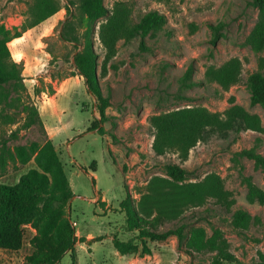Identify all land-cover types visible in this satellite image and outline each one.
<instances>
[{
	"label": "rangeland",
	"instance_id": "374dc122",
	"mask_svg": "<svg viewBox=\"0 0 264 264\" xmlns=\"http://www.w3.org/2000/svg\"><path fill=\"white\" fill-rule=\"evenodd\" d=\"M35 1L0 0V33L23 37L29 31L23 33V25L31 20ZM59 1L62 16L52 31H34L9 43L13 60L21 59L24 84L16 89L0 87V141L7 160L3 167L0 157V186L18 185L31 169L42 172L37 157L52 143L74 193L65 216L77 232L76 264H210L215 253L190 255L185 248L187 237L182 242L176 235L146 239L151 254L144 252L138 232L127 227L121 203L130 195L137 205L151 179L169 178L168 163L188 169L191 183L216 174L236 201L231 212L210 200L159 231L183 223L188 225L185 232L201 227L207 236L221 229L227 238L225 251L234 264H257L259 254L264 255V202L247 200V186L233 157L253 147L264 156V131L207 130L184 157L174 150L155 151L152 124L161 114L193 107L224 117L236 104L259 117L264 129V106L252 104L247 86L251 73L264 74V51L256 53L247 43L258 17L255 0H104L109 14L91 24L81 0ZM119 2L131 9L135 22L150 11H159L167 17L166 29L145 38L121 39L110 55L100 29ZM63 32L77 37L79 44L65 42ZM87 39L96 56L102 104L88 92L75 66L74 56ZM17 44L23 47L20 55L15 51ZM233 60L240 62V80L224 88L212 73ZM7 91L11 95L6 101ZM32 109L38 110L39 117ZM241 163L244 175L264 190V173L252 160ZM238 209L260 223L253 222L242 234L235 231L231 221ZM36 234L33 226H26L23 248L19 252L0 249V264H26ZM114 239L134 240L139 250L121 255ZM58 264H72L71 253Z\"/></svg>",
	"mask_w": 264,
	"mask_h": 264
},
{
	"label": "trees",
	"instance_id": "16d2710c",
	"mask_svg": "<svg viewBox=\"0 0 264 264\" xmlns=\"http://www.w3.org/2000/svg\"><path fill=\"white\" fill-rule=\"evenodd\" d=\"M81 2L89 24L109 14L104 0ZM255 3L258 6V17L247 43L256 53H260L264 51V0H255ZM60 10L59 0H36L31 20L23 25V33L37 27ZM166 26L167 17L156 10L146 13L135 22L131 9L119 2L116 3L108 21L101 26L100 36L109 54L112 55L119 40L145 38L164 31ZM61 35L65 42L79 44L78 38L71 37L70 33L63 32ZM20 37L22 34L11 37L0 33V87L10 89L23 87V69L13 60L9 48V43ZM74 60L79 75L85 79L88 92L102 104L104 100L92 41L87 39L83 50L74 56ZM240 72V62L233 60L223 68L213 71L212 76L224 88H229L239 82ZM247 86L252 95V104L264 106L262 71L251 73ZM10 95L8 91L4 93L6 101ZM31 112L39 117L37 109H32ZM99 112L104 114L102 107ZM152 124L156 130L155 151L164 154L167 150H174L184 157L202 139L207 130H235L238 133L246 130L261 133L264 131L259 117L249 114L245 108L236 104L229 107L224 117L205 107H193L161 114L153 119ZM0 149L2 166L5 167L6 150L1 141ZM243 159L252 160L255 167L264 173V156L258 152V147H253L237 152L233 157L247 186V200L251 203L264 202V190L250 177L244 175L245 168L241 163ZM37 162L42 172L31 169L21 177L18 185L0 186V249L19 252L24 246L25 227L31 225L37 230V234L30 241L32 253L27 256L26 264H58L67 253H71L72 264H76L77 232L72 220L65 216L74 193L65 169L55 157L52 143H47L40 151ZM165 166L169 178L151 179L147 192L142 195L137 205L130 195L121 203L129 231L138 232L137 240L143 244V250L147 254H151V250L146 247V239L159 241L176 235L180 242L187 237L185 248L190 255L215 253L210 264H234L235 261L225 251L227 238L221 229H216L211 236H207L201 227H193L185 232L188 225L183 223L176 228L159 231L160 227L168 222L182 221L188 210L206 206L210 200H214L228 212L236 205L233 194L226 190L220 176L210 174L200 182L191 183L187 182L191 178L188 169L173 163ZM49 173L52 175L51 178ZM253 222L260 223V219L253 218L245 210L238 209L232 215L231 224L234 230L241 234L249 230ZM256 242L260 240L256 239ZM113 243L121 255L133 254L139 250L134 240L114 239ZM257 264H264V255L261 253Z\"/></svg>",
	"mask_w": 264,
	"mask_h": 264
},
{
	"label": "crops",
	"instance_id": "0c3cea01",
	"mask_svg": "<svg viewBox=\"0 0 264 264\" xmlns=\"http://www.w3.org/2000/svg\"><path fill=\"white\" fill-rule=\"evenodd\" d=\"M61 14H62L61 12H58L54 16L50 17L48 20H46L43 23H41L40 25H38L37 27L30 29L28 32L25 33V35L22 38H19L18 40H22V39L26 38L28 35H30L34 31L35 32L38 31L39 33L48 34L50 31H52L54 29L56 23L61 20V16H62ZM43 38L44 37H41L40 41ZM22 50H23V47L20 44H17V46L15 47L16 53L18 55H20L22 53ZM15 60H16V62H21V59H19V58L15 59Z\"/></svg>",
	"mask_w": 264,
	"mask_h": 264
}]
</instances>
